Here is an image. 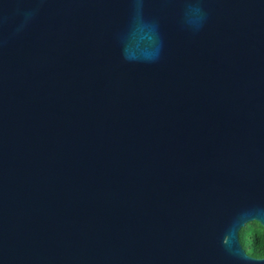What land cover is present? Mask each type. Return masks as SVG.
Here are the masks:
<instances>
[{
    "label": "water",
    "instance_id": "obj_1",
    "mask_svg": "<svg viewBox=\"0 0 264 264\" xmlns=\"http://www.w3.org/2000/svg\"><path fill=\"white\" fill-rule=\"evenodd\" d=\"M264 0H0V264H264Z\"/></svg>",
    "mask_w": 264,
    "mask_h": 264
},
{
    "label": "trees",
    "instance_id": "obj_2",
    "mask_svg": "<svg viewBox=\"0 0 264 264\" xmlns=\"http://www.w3.org/2000/svg\"><path fill=\"white\" fill-rule=\"evenodd\" d=\"M240 239L247 253L255 257H264V226L254 220L240 230Z\"/></svg>",
    "mask_w": 264,
    "mask_h": 264
}]
</instances>
